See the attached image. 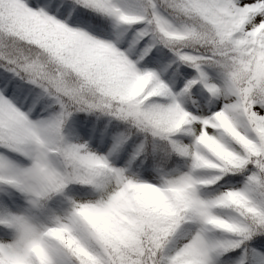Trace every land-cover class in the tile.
Listing matches in <instances>:
<instances>
[{
  "label": "snow or ice",
  "instance_id": "snow-or-ice-1",
  "mask_svg": "<svg viewBox=\"0 0 264 264\" xmlns=\"http://www.w3.org/2000/svg\"><path fill=\"white\" fill-rule=\"evenodd\" d=\"M0 264H264V0H0Z\"/></svg>",
  "mask_w": 264,
  "mask_h": 264
}]
</instances>
